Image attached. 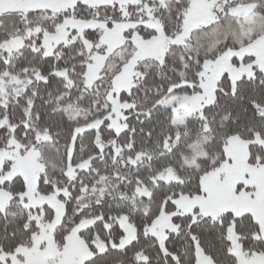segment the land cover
Wrapping results in <instances>:
<instances>
[{"label":"snow or ice","instance_id":"obj_1","mask_svg":"<svg viewBox=\"0 0 264 264\" xmlns=\"http://www.w3.org/2000/svg\"><path fill=\"white\" fill-rule=\"evenodd\" d=\"M0 264H264V0H0Z\"/></svg>","mask_w":264,"mask_h":264}]
</instances>
